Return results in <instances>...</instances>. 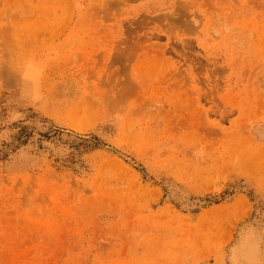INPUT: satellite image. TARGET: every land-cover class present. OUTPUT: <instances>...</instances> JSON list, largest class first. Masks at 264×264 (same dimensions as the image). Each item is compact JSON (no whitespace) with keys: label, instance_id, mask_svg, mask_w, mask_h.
<instances>
[{"label":"rangeland","instance_id":"rangeland-1","mask_svg":"<svg viewBox=\"0 0 264 264\" xmlns=\"http://www.w3.org/2000/svg\"><path fill=\"white\" fill-rule=\"evenodd\" d=\"M0 264H264V0H0Z\"/></svg>","mask_w":264,"mask_h":264}]
</instances>
